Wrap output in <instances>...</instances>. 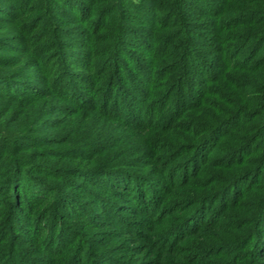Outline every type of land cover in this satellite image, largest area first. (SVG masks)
<instances>
[{"label":"trees","instance_id":"1","mask_svg":"<svg viewBox=\"0 0 264 264\" xmlns=\"http://www.w3.org/2000/svg\"><path fill=\"white\" fill-rule=\"evenodd\" d=\"M0 264H264V0H0Z\"/></svg>","mask_w":264,"mask_h":264},{"label":"rangeland","instance_id":"2","mask_svg":"<svg viewBox=\"0 0 264 264\" xmlns=\"http://www.w3.org/2000/svg\"><path fill=\"white\" fill-rule=\"evenodd\" d=\"M72 37H74V36H72ZM61 39H63V40H67L68 37H67V36H62ZM59 71H61V70H59ZM238 121H239V120H236V121L232 122L231 124L227 125V127L224 129L223 133L226 132V131L229 130V129H232L237 123L240 122V121H239V122H238ZM217 158H218V159H225V156L218 155ZM226 160H227V159H226Z\"/></svg>","mask_w":264,"mask_h":264}]
</instances>
